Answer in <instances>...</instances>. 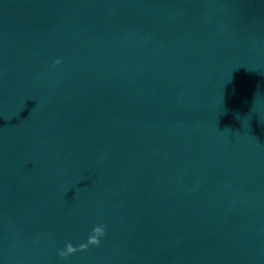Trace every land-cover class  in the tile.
Returning a JSON list of instances; mask_svg holds the SVG:
<instances>
[{
  "label": "water",
  "instance_id": "95a60500",
  "mask_svg": "<svg viewBox=\"0 0 264 264\" xmlns=\"http://www.w3.org/2000/svg\"><path fill=\"white\" fill-rule=\"evenodd\" d=\"M0 264H264V0H0Z\"/></svg>",
  "mask_w": 264,
  "mask_h": 264
},
{
  "label": "clouds",
  "instance_id": "9594fccd",
  "mask_svg": "<svg viewBox=\"0 0 264 264\" xmlns=\"http://www.w3.org/2000/svg\"><path fill=\"white\" fill-rule=\"evenodd\" d=\"M61 60H56L53 67L61 65ZM106 236V228L104 226L94 227L92 234L88 237L86 243H81L79 247H74L72 243H67L64 250L59 252L62 259L67 260L69 257L75 255L77 252H87L90 248H99L101 240Z\"/></svg>",
  "mask_w": 264,
  "mask_h": 264
}]
</instances>
